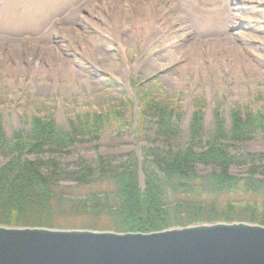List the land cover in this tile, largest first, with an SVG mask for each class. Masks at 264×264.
<instances>
[{
  "label": "rangeland",
  "instance_id": "374dc122",
  "mask_svg": "<svg viewBox=\"0 0 264 264\" xmlns=\"http://www.w3.org/2000/svg\"><path fill=\"white\" fill-rule=\"evenodd\" d=\"M151 21L154 28L142 30ZM138 87H152L178 112L172 121L181 134L172 149L188 145L198 104L202 145L211 142L216 121L229 129L233 110L264 112V0H0V121L7 138L27 132L33 114L70 130V122L135 98ZM136 126L97 137L78 133L60 154L38 157L71 166L77 158L125 161L134 152L140 161L139 149L164 142L152 120H143L139 133ZM222 144L230 154L264 156V139ZM212 169L195 166L201 174ZM248 169L231 166L229 173Z\"/></svg>",
  "mask_w": 264,
  "mask_h": 264
},
{
  "label": "trees",
  "instance_id": "16d2710c",
  "mask_svg": "<svg viewBox=\"0 0 264 264\" xmlns=\"http://www.w3.org/2000/svg\"><path fill=\"white\" fill-rule=\"evenodd\" d=\"M152 87L136 88L137 126L153 121L164 144L139 149L125 161L77 158L65 165L59 159H40L48 150L60 154L78 133L97 137L132 125L133 102L122 98L108 109L87 114L70 130L49 115H31L27 132L4 135L0 121V225L11 227L83 228L115 232H151L195 223L245 221L264 225V156L230 154L223 141L264 139V112L245 116L233 110L230 127L216 121L211 142L201 143L200 104L192 114L188 145L172 149L180 137L172 120L180 116ZM139 139V138H138ZM165 146V147H163ZM215 169L201 174L195 166ZM249 165L244 175L231 166ZM143 185L139 184V175Z\"/></svg>",
  "mask_w": 264,
  "mask_h": 264
},
{
  "label": "water",
  "instance_id": "95a60500",
  "mask_svg": "<svg viewBox=\"0 0 264 264\" xmlns=\"http://www.w3.org/2000/svg\"><path fill=\"white\" fill-rule=\"evenodd\" d=\"M0 264H264V225L220 221L151 232L0 225Z\"/></svg>",
  "mask_w": 264,
  "mask_h": 264
},
{
  "label": "bare ground",
  "instance_id": "6f19581e",
  "mask_svg": "<svg viewBox=\"0 0 264 264\" xmlns=\"http://www.w3.org/2000/svg\"><path fill=\"white\" fill-rule=\"evenodd\" d=\"M50 4H51V2H48V3H46V4H44V8H46V6H50ZM148 28V30H151V29H153L154 28V25H153V21H151L150 23H146L143 27H142V30H146ZM139 29H141V28H136L135 29V32H138L139 31ZM84 48H89V46H87L86 44L85 45H83L82 46V49H84ZM37 66V65H36ZM37 68V67H36ZM73 71V70H72Z\"/></svg>",
  "mask_w": 264,
  "mask_h": 264
}]
</instances>
